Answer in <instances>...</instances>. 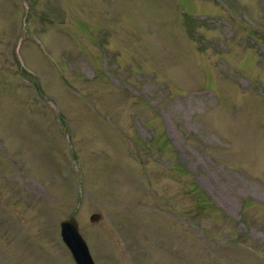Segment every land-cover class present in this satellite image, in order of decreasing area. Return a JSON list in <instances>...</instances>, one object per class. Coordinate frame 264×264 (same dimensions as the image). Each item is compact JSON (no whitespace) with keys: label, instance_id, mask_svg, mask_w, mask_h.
<instances>
[{"label":"rangeland","instance_id":"obj_1","mask_svg":"<svg viewBox=\"0 0 264 264\" xmlns=\"http://www.w3.org/2000/svg\"><path fill=\"white\" fill-rule=\"evenodd\" d=\"M72 217L95 264H264V0H0V264H76Z\"/></svg>","mask_w":264,"mask_h":264},{"label":"water","instance_id":"obj_2","mask_svg":"<svg viewBox=\"0 0 264 264\" xmlns=\"http://www.w3.org/2000/svg\"><path fill=\"white\" fill-rule=\"evenodd\" d=\"M102 216L98 213L90 217L92 223H97ZM61 238L64 244L71 251L72 257L76 264H95L89 247L80 233L79 223L76 218L72 217L63 221L61 224Z\"/></svg>","mask_w":264,"mask_h":264}]
</instances>
